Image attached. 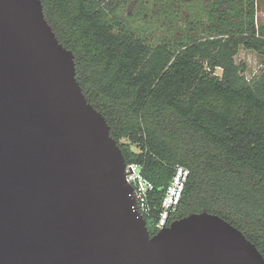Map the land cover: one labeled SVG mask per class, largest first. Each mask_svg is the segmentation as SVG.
<instances>
[{
	"label": "trees",
	"instance_id": "1",
	"mask_svg": "<svg viewBox=\"0 0 264 264\" xmlns=\"http://www.w3.org/2000/svg\"><path fill=\"white\" fill-rule=\"evenodd\" d=\"M42 1L75 53L87 99L106 116L127 163H143L154 183L151 234L175 168L185 165L190 176L171 222L219 214L264 254V0H208L155 44L124 24V0ZM242 47L263 58L251 78L237 61Z\"/></svg>",
	"mask_w": 264,
	"mask_h": 264
},
{
	"label": "water",
	"instance_id": "2",
	"mask_svg": "<svg viewBox=\"0 0 264 264\" xmlns=\"http://www.w3.org/2000/svg\"><path fill=\"white\" fill-rule=\"evenodd\" d=\"M126 166L43 1L0 0V264H264L209 211L152 235Z\"/></svg>",
	"mask_w": 264,
	"mask_h": 264
},
{
	"label": "rangeland",
	"instance_id": "3",
	"mask_svg": "<svg viewBox=\"0 0 264 264\" xmlns=\"http://www.w3.org/2000/svg\"><path fill=\"white\" fill-rule=\"evenodd\" d=\"M207 4L208 0H124L118 12L135 34L155 44L179 33V27H185L188 18L199 16ZM237 61L247 64L248 78L257 74L263 64L259 53L244 47L237 55ZM217 73L222 74V69L219 68Z\"/></svg>",
	"mask_w": 264,
	"mask_h": 264
},
{
	"label": "built area",
	"instance_id": "4",
	"mask_svg": "<svg viewBox=\"0 0 264 264\" xmlns=\"http://www.w3.org/2000/svg\"><path fill=\"white\" fill-rule=\"evenodd\" d=\"M144 164L129 162L126 166L127 181L134 187L136 208L145 217L151 215L153 205L150 194L154 190V183L144 175ZM190 176V169L185 165H177L173 178L161 202L160 213L155 222L157 230H161L171 223L173 213L178 210L183 193Z\"/></svg>",
	"mask_w": 264,
	"mask_h": 264
}]
</instances>
